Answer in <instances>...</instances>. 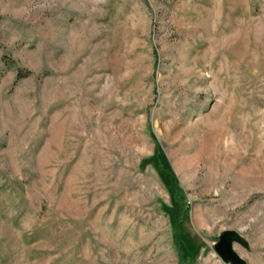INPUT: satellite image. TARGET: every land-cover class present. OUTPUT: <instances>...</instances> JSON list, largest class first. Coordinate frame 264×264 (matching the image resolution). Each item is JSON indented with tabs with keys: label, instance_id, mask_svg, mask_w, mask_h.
I'll list each match as a JSON object with an SVG mask.
<instances>
[{
	"label": "rangeland",
	"instance_id": "obj_1",
	"mask_svg": "<svg viewBox=\"0 0 264 264\" xmlns=\"http://www.w3.org/2000/svg\"><path fill=\"white\" fill-rule=\"evenodd\" d=\"M226 230L264 264V0H0V264H225Z\"/></svg>",
	"mask_w": 264,
	"mask_h": 264
},
{
	"label": "water",
	"instance_id": "obj_2",
	"mask_svg": "<svg viewBox=\"0 0 264 264\" xmlns=\"http://www.w3.org/2000/svg\"><path fill=\"white\" fill-rule=\"evenodd\" d=\"M241 235L235 230L223 231L218 237L213 249L225 264H247L235 249V244L241 242Z\"/></svg>",
	"mask_w": 264,
	"mask_h": 264
},
{
	"label": "trees",
	"instance_id": "obj_3",
	"mask_svg": "<svg viewBox=\"0 0 264 264\" xmlns=\"http://www.w3.org/2000/svg\"><path fill=\"white\" fill-rule=\"evenodd\" d=\"M27 74L26 73H23L21 71L18 72V78H23V77H26Z\"/></svg>",
	"mask_w": 264,
	"mask_h": 264
}]
</instances>
